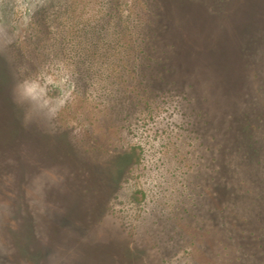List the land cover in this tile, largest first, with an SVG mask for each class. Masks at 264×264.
<instances>
[{
  "label": "rangeland",
  "instance_id": "1",
  "mask_svg": "<svg viewBox=\"0 0 264 264\" xmlns=\"http://www.w3.org/2000/svg\"><path fill=\"white\" fill-rule=\"evenodd\" d=\"M1 78L0 264H264V0H0Z\"/></svg>",
  "mask_w": 264,
  "mask_h": 264
},
{
  "label": "trees",
  "instance_id": "2",
  "mask_svg": "<svg viewBox=\"0 0 264 264\" xmlns=\"http://www.w3.org/2000/svg\"><path fill=\"white\" fill-rule=\"evenodd\" d=\"M3 79L1 78L0 79V84L2 83L3 84ZM2 84H1V86H2ZM248 127H246V129H247ZM249 136V135H248ZM255 152V151H254ZM256 153V152H255ZM128 162V158L127 157H125V156H122L121 158H119V160H118V167H121V166H124L126 163Z\"/></svg>",
  "mask_w": 264,
  "mask_h": 264
}]
</instances>
